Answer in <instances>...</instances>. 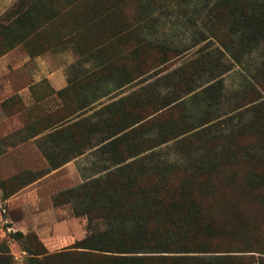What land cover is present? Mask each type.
<instances>
[{
  "label": "trees",
  "instance_id": "1",
  "mask_svg": "<svg viewBox=\"0 0 264 264\" xmlns=\"http://www.w3.org/2000/svg\"><path fill=\"white\" fill-rule=\"evenodd\" d=\"M142 1L48 0L36 14L25 16L24 13L20 17L19 7L14 11L18 14L14 20H9L8 12L7 24L0 22V55L19 45L31 55L71 48L80 58L97 59L88 80H109L116 85L136 87L124 99L103 107L99 121L80 118L79 111L83 109L80 107H75L72 115L56 121L67 119L69 123L67 149L73 153L72 158L96 148L100 159L107 160L109 165L99 169L98 176L92 175L88 181L60 192L53 199L54 206L79 204L78 216H85L87 220L84 239L50 252L34 232L11 234L25 252V264H70L68 257L73 256L83 258V264H235L233 261L242 257L234 255L236 251L215 249L198 242L200 231L208 238L214 232L210 222L201 227L200 216L206 201L222 196L218 191L220 184L199 187H196L198 184H167L169 175L165 168L158 166L143 167L132 179L129 175L138 164L146 165V159L156 156L158 149H182V144L195 138L198 130L207 129L223 117L216 115L219 112L216 104L222 98L224 73L212 74L200 87L190 88L199 70L207 66H212V70L218 68L213 63L211 49L204 46L182 62L184 52L144 40L138 26ZM132 7H136L134 14ZM205 12L204 26L208 34L204 39L212 41L217 52H227L234 61L240 62L243 52L264 38V0H217ZM163 74L174 85L176 96L170 100L154 95L160 84L154 78ZM77 85L75 82L74 87ZM250 87L241 104L224 114L234 117L243 111L253 116L250 127L254 129L238 130L232 135V150L250 134H254L257 145H264V70L254 74ZM189 97L199 108L196 124L187 120L185 101ZM82 122L83 130L79 127ZM97 133L107 135L92 143ZM79 135L82 136L80 143ZM45 156L51 162L56 155L45 152ZM233 158H236L234 151ZM242 161V157L236 158L233 166ZM59 165L50 163L51 168ZM24 174L27 175L14 178H30L9 193L5 184H0L2 200L45 172ZM228 185L238 189L234 186L238 184ZM97 221H102L105 227L94 232L90 225ZM0 264H14L5 243L0 245Z\"/></svg>",
  "mask_w": 264,
  "mask_h": 264
},
{
  "label": "rangeland",
  "instance_id": "2",
  "mask_svg": "<svg viewBox=\"0 0 264 264\" xmlns=\"http://www.w3.org/2000/svg\"><path fill=\"white\" fill-rule=\"evenodd\" d=\"M216 1H142L138 26L144 40L184 52V58H180L182 62L191 58L198 49L204 48V46H208L209 50L211 49L213 63L218 68L212 70V66H207L206 69L199 70L190 84V88L200 87L211 78L212 74L224 73L222 77V98L220 103L216 104L219 110L216 115H222L223 117L207 129L198 130L195 138L186 140L182 144L185 148L174 149L164 147L160 150L158 149L156 156L146 159V165L140 166L138 164L129 175L132 179L133 176L139 173V170L144 169L143 167L150 169L152 166H158L165 168L164 170L167 171L166 173H168V177L170 178L167 184H187L188 186L198 184L196 187H199L201 184H220L218 185V191L222 196H218L215 200L206 201L204 203L205 210L203 215L200 216L201 227L210 225L208 223L210 222L214 232L212 237L208 238L204 235L203 231H200L198 237L201 235L198 238V242L215 249L236 251L233 254L242 255V257L235 259L233 261L235 264L251 262L264 264V145H257L258 141L253 136L254 134H250L246 135L242 144H239L232 150V135L238 133V130L254 129L250 127L252 125L250 121L253 119V116L251 112L243 111L241 114H235L234 117L229 116V114L224 115L230 108H235L241 104L246 93L251 89L250 86L253 84L254 74L264 70V38L252 49L244 51L240 62L234 61L233 57L228 55L227 52H222V56V53L220 54L216 51V47L212 41L204 39L208 34L204 26L205 10L207 6ZM35 3L36 5H34ZM46 4H48V0H11L9 20L12 21L17 17L18 14H15L14 11L16 9L18 11L19 7V16L21 17L20 14L24 13L25 16H27V13L36 14ZM135 9L136 7L131 8L132 14H134ZM6 14L8 12L0 16V21L7 22L6 19H8L7 16L9 14ZM18 50L21 51L23 49L20 47ZM43 59L49 68L58 67L64 71H71L75 80L94 70L98 62L95 58H78L70 51L50 53ZM25 67L30 69L32 66L26 64ZM208 68H210V71H207ZM165 74L154 78L157 84L160 83L159 86H156L154 95L170 100L176 94L174 93V85L167 82ZM16 79L17 76L11 73V82H15ZM190 98H186L185 101L187 120L190 123L196 124L199 108L196 101L190 100ZM26 101L28 105L25 106L23 101H21L22 104L19 108L25 109L26 111H24L23 116L30 119L34 116L33 104H30L29 100ZM10 103L14 105H10L6 111L7 114L13 113L14 109L18 108L16 96ZM155 106H158L157 102H155ZM216 106L214 107V111ZM75 107L76 105H74ZM97 112L95 111L93 115H90V121L100 120ZM84 126L85 124L82 122L79 127L83 130ZM102 135L106 136L107 134L100 135L97 133L96 137L92 138V143ZM81 138L82 136L80 135L78 140L76 138L78 143L81 142ZM18 141L19 138L16 134L1 140L0 152H8L9 148L11 149V147L16 146ZM233 151L236 158L242 157L243 159L242 163L236 167L233 166V161L236 159L233 158ZM18 154L14 150L8 156L0 159V184H5L8 193L18 187V184H21L24 179L30 178V176L25 178L24 176L27 174L24 173L28 172L26 168L33 167L34 164L33 156H23L20 154V157H18ZM94 158L96 157L89 154L78 162L79 164L76 167H78V175L81 177V181H84V178L91 177L93 169L98 170L109 165L107 160L100 159V164L93 167L92 160ZM24 159H26L28 166L23 169L18 164L19 160L23 161ZM37 168L41 169L39 166ZM29 172H32V175H41L40 173L44 171H37L40 173ZM22 175L24 176L20 180L14 178V176ZM241 175L244 177H241ZM79 177L74 173L62 172L38 182L37 184L41 185L52 184L51 189L45 186L41 191L43 198L41 204L23 207V210L21 207L16 206L13 209H9L7 204L3 205L4 200H1L2 193L0 191V204H2V208H0V215L2 217L0 219V234L5 235H2L0 245L5 243L8 246L14 264H25V255L22 256L19 244L11 238V234L18 231L16 227H13L17 222H23L22 225L28 230L27 233L34 232V224L45 229L48 225V222H46L48 218L55 219L56 225L54 226L56 227L67 221V225L74 237H79L81 233L86 231L87 220L85 216H78L81 212L79 204L71 203L53 206L49 201V198L51 200L64 188L80 184ZM130 181L125 183L128 184ZM163 184H166V182L163 181ZM227 184H238V186L234 185L238 189L230 188ZM35 218L36 222L33 223ZM104 227L105 225L102 221L93 222L90 225L91 230L94 232ZM54 232L51 233L50 237H43L44 243H54L50 252L60 251L71 245L72 240L66 243L69 237L61 236V234L55 235ZM56 232L58 233L59 231L57 230ZM169 235L162 239V241H166ZM68 260L70 264L84 263V259L80 257H68ZM55 262L59 263V260Z\"/></svg>",
  "mask_w": 264,
  "mask_h": 264
},
{
  "label": "crops",
  "instance_id": "3",
  "mask_svg": "<svg viewBox=\"0 0 264 264\" xmlns=\"http://www.w3.org/2000/svg\"><path fill=\"white\" fill-rule=\"evenodd\" d=\"M10 6L11 0H0V16L9 12ZM0 22L4 24L3 20ZM20 47H22L23 50H18ZM67 51H70L80 58L71 48L50 49L42 53L31 55L23 45H19L13 50L0 55V141L15 134L18 135L19 138L17 145L11 147V149L9 148L8 152H0V159L16 150L19 153L18 157H20V154L23 156L29 155L33 156L34 160L33 167L26 168L28 166L26 159L23 161L19 160L18 166L20 165L21 168H26L28 171L45 172V175L33 183L19 189L16 193L4 200L3 205L7 204L9 209H13L17 206L19 208L21 207L23 210V207L38 206L41 204V201H43L41 191L45 186L51 189L52 184L41 185L37 183L62 172L74 173L79 177V170L76 166L86 155L90 154L97 158L92 160L93 167L100 164V157L97 151H95L96 148L85 150L72 158L73 153L67 149L68 133L66 127L69 123L67 119H61L56 123L59 118L72 115L74 105H76L77 108H83L79 111L80 118L82 119L89 118L95 111H98L97 115L99 116V112L103 107L124 99L131 92L136 90V87H133L132 84L121 86L109 80L96 82L88 80L94 70L75 80L71 71H64L62 68L58 67L49 68L47 63L44 62L43 58L46 57L47 54ZM26 64L32 67L28 69L25 67ZM11 73L17 76L15 82H11ZM79 79L81 80L78 81ZM75 82L78 83L76 88L74 87ZM15 96L17 98L18 108L16 110L14 109L13 113L7 114L5 110L9 108L10 105H14L11 103L7 104V102L13 100ZM26 100H29L30 104H33L34 116L30 119L23 116L26 110L19 108L22 104L21 101H23L25 106L28 105ZM13 108H15V106H13ZM71 118H73V116H71ZM45 152L47 154H55V159L51 162L60 165L56 168H51V162L46 158ZM68 156L69 158L66 159ZM38 166L41 167L40 170L37 168ZM98 172L99 169H93L92 174L98 176ZM89 178L90 176L84 178V181H81V177H79L81 181L80 184L74 187H66L64 190H61V192L76 188L83 182L88 181ZM53 199L54 197L51 200L49 198V201L51 205L54 206ZM1 205L2 204H0V208H2ZM1 218L0 215V219ZM30 222L32 223L31 220ZM35 222L36 218L33 223ZM46 222H48V225L45 229L35 224L33 226L34 233L43 242V237H50L51 233L54 231L55 235L61 234V236L69 237L66 243L72 240L71 244L87 236L86 229V231L80 234L81 236L74 237L67 225V221H64L63 224H59L57 227L54 226L56 225L54 218H48ZM22 223L23 222H17L13 227H16L18 231L26 234L28 230L23 227ZM57 230L59 231L58 233L56 232ZM2 235L5 236L4 234H0L1 240L3 237ZM53 244V242H49V244L44 243L49 251L52 250L51 247ZM21 254L23 256L25 252L22 251Z\"/></svg>",
  "mask_w": 264,
  "mask_h": 264
}]
</instances>
